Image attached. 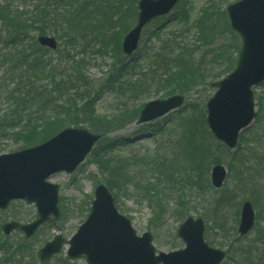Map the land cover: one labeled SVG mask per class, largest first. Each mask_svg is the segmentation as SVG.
Masks as SVG:
<instances>
[{"label":"trees","instance_id":"obj_1","mask_svg":"<svg viewBox=\"0 0 264 264\" xmlns=\"http://www.w3.org/2000/svg\"><path fill=\"white\" fill-rule=\"evenodd\" d=\"M137 2L138 0H128V8L125 11L128 18H133V13H137ZM111 6L112 9L106 14L105 9ZM118 8V3H113V0H0V89H5L8 100L14 105V109L9 113L11 118L1 117L0 138L9 137L16 143H22L21 148H25L49 139L64 127L79 126L82 111L73 115L70 110V100L79 96H90L92 85L84 78L88 64L86 58H78L85 49L74 50L85 42L83 47L93 44L94 50H97L96 54H103L107 40L105 30L108 29L105 22L108 20L107 16L114 14ZM177 8L178 12L172 19L181 25L191 24V29L197 32L195 43L185 45L177 39H166L160 51L148 57L147 63L152 77L147 80L140 79V89H133V95L148 96L152 94L153 85L156 86L155 92L163 91L166 96L172 95L178 89L186 90L194 86L199 80V75L206 71V67H211L206 73L209 75L200 76L205 82L211 80L209 84L235 67L240 50V42H236L239 36L231 29L228 21L225 23V28L221 27L219 20L222 16L226 19L225 12L218 14V11L203 9L193 23L191 13L186 10L187 6L183 1L178 3ZM120 21L121 18L115 22V25L109 26V30L113 32L112 38H115L114 49L117 52L120 50L123 34L134 22L121 23L116 29ZM148 27L150 26L146 27V32ZM163 28L156 26L151 31L150 38L160 37ZM46 34L54 35L59 41L56 61L48 57L46 54L48 49L41 47L37 42L38 35ZM228 35L229 40L225 42ZM71 50L74 51L72 54ZM135 63L130 66L126 61L123 63L119 61V72L124 73L129 69L139 68V63ZM39 75L49 81L40 82ZM31 77L38 78V82L31 81ZM109 82L111 84L110 80ZM172 82L179 84L180 87H174V84H170ZM121 88L127 89L122 86ZM55 93L57 95H54ZM259 102L258 100V104ZM141 108L127 109L126 113L108 118V122L117 124L119 121L138 120ZM104 120L94 117L86 122L94 132L103 135L92 150L90 158L104 168L103 182L113 192L115 199L117 192L133 183L153 198L157 194L159 198L155 203L162 208V193H158L155 182V180L160 181V177L168 181L171 190L176 188L178 198L182 202L192 190H198L199 194L205 196L207 188H202L206 186V174L213 164L221 161V158L215 155L216 147L208 138L205 139L206 134L212 135L205 118H203L204 126L201 125L199 132L193 127L192 116H183L181 119L183 125H180L184 128L185 134L181 142L183 149L175 157L171 150L161 159H155L153 162H150L151 157L135 155L120 161L118 156L114 155L120 140L106 137L103 131L106 124ZM158 131L164 132L162 127H159ZM250 140L248 142H260L255 136H251ZM217 143L218 147L223 146L227 152H230L221 142L217 141ZM258 159L262 160V157ZM227 164L229 175L233 172L235 176L233 189L217 199H213L210 195L211 198L208 195L204 198L205 202H209V207L214 213L216 225L221 216L220 212L229 202L232 194L238 196V192L247 193L249 190L251 194L246 199L252 200V203L254 200L257 202L264 194V191L256 189L255 185L249 188L250 183L255 182L256 175L246 166L242 155L236 154L235 159ZM166 190L163 194L168 196ZM185 208L186 211L181 214L182 218H186L190 212L189 206ZM256 225L259 223L257 222ZM218 226L219 231H226L220 241H213L207 235L206 239L213 246L222 247L229 242L226 248L227 256L222 264H227L229 261L233 264H264L259 247L260 244L264 245V232H259L261 235L248 244L245 242L247 237L238 234L236 223L230 226V232L225 229L224 223ZM24 241L28 242V240ZM0 248L4 253L11 249L5 242Z\"/></svg>","mask_w":264,"mask_h":264},{"label":"rangeland","instance_id":"obj_2","mask_svg":"<svg viewBox=\"0 0 264 264\" xmlns=\"http://www.w3.org/2000/svg\"><path fill=\"white\" fill-rule=\"evenodd\" d=\"M181 1L187 6L186 10L191 13V22L193 23L194 20L201 15L203 9L218 11V14L224 11L226 19L222 16L219 21L221 27L225 28L226 21L229 22L227 7L237 0ZM114 2L118 3L119 8L114 14L107 16L108 20L105 22V26H108V29L105 30L107 40L104 44L103 54H96L95 51L97 50H94L95 45L93 46V44L83 47L85 42L74 50L82 51L81 49H85L84 53H80L78 58H86L88 64L84 78L89 81L92 88L90 89V96H79L70 100L71 113L75 115L76 113H80L79 111H82L80 113L82 114V120H80L78 127H84L91 131L93 130L89 128L90 125L86 123L89 118L99 117L105 119L104 123L106 124L103 131L106 133V137L120 140L119 147L114 152V155L118 156L120 161L135 155L136 157H151L152 160L150 162H153L155 159H161L162 156L171 150L173 151V157H175L176 154L183 149L181 142L185 138V134L183 133L184 128L180 126L183 125V122H181L182 117L192 116V119H194L193 127L198 129L199 132H201V125L204 126L203 118L206 119L207 115L206 103L214 94L215 88L209 84L211 80L205 82L200 75H209L206 73L211 67H206V71L199 75V80L194 86H191L186 90L183 89L184 91L181 89L176 91V93L182 94L186 97L184 105L180 106L178 109L149 122V124H140L136 119L128 122L119 121L117 124L109 123L108 118H112L116 114L120 115L121 113H126L125 110L127 109L133 110L141 108L150 100L168 97L169 95H164L162 93L163 91L160 93L155 92V85H153L152 94H149L148 96H141V94L133 95L134 92L132 90L140 89V79L147 80L152 77V73L148 68V57L153 55L154 52L160 51L165 44L166 39H177L178 42H183L185 45H193L197 35L196 30L191 29L190 23H188V25H181L172 19V17L178 12L176 6L170 14L161 17L149 25L150 27H148L149 29L147 32L145 30L146 34L144 33L143 35L140 47L130 57L131 61L127 62L129 57L124 55L121 51L122 39L120 41V50L117 52L114 49L115 38H112L111 34L113 32L109 30V26L115 25V22L121 18V21L116 25V29H118V26L121 23L134 21L129 28L130 30L137 20V13H133V18H128V14L125 12L128 8V0H113V3ZM112 6L105 9L106 14L110 12ZM156 26L164 27L162 35L160 37L150 38L151 31ZM127 32H125L123 36ZM116 33L114 32V34ZM228 40L229 35L226 37L225 42ZM238 41L241 46L240 37L236 42ZM74 51L71 50L70 53L72 54ZM46 54L48 57L55 59V61L58 58L57 51H51L49 49ZM197 54L198 53H196V55ZM119 61L122 63L126 61L130 66H133L132 64L138 61L139 64H135H138L140 67L135 70L129 69L124 73H120ZM149 64L151 65L150 62ZM196 68L198 67L196 66ZM191 73H193V71ZM24 80L27 79L24 78ZM39 80L40 82L43 80L44 82L49 81V79L47 80L41 75H39ZM109 80L111 81V84ZM31 81L38 82V78L31 77ZM170 84H174V87H180L179 84L175 82ZM121 86L127 89L124 90ZM254 89L257 116L251 125L240 135L237 148L234 150L229 149L230 152H227L223 146H217L219 145L217 143L218 140L209 133L205 135V139L208 138L214 147H216L215 155L221 158L219 163H222L227 167L228 175L230 170L227 162L231 160L233 161L236 154L240 156L242 155L243 159L246 161V166L251 169L252 174L256 175L255 182H251L249 188L255 185L257 186L256 189L264 191V82L260 83ZM54 95L57 94L55 93ZM7 97L5 89L1 88L0 120H2L1 117L11 118V114L9 113L14 109L13 103L9 101ZM258 100L260 101V104H258ZM159 127L163 128V133H159ZM145 134L147 137L142 136ZM140 136L143 138L135 139ZM251 136L258 137L260 142H248L251 141ZM126 141L128 143H125ZM21 146L22 143H16L9 137L0 138V153L17 151L21 149ZM248 151L252 154L250 155ZM258 157H262V160H259ZM222 158L224 159L223 162ZM211 167L206 174V186L202 188H207L205 196L199 194L200 192H198V190H192L193 192L189 191L187 196L184 197V202H182L178 198L176 188L174 187L171 190V188L168 187V181L163 177H160V181L155 180V182L157 184L156 187H158L159 190L158 193H162V208L158 207L155 203L159 198L157 194H155V197L153 198L149 194H145L140 186L137 187L133 183L128 187L125 186V188L117 192V205L120 211L131 220L138 235H142L145 232H150L153 235V244L157 251L170 252L184 246V243L177 235V229L185 218H182L181 214L186 211V206L190 207L188 215L202 217L204 219L206 224L205 236L207 235V237L211 238L213 241H220L226 231H219L217 229V227H219L218 225L224 223L226 226L225 229L229 232V228L233 223H236V227L238 228L242 202L247 200L246 198L250 196L251 193L248 190L247 193L238 192V196L232 194L229 202L225 204L224 209L220 212L222 217L218 215L220 217L217 220L218 225H216L214 213L209 207V202H205L204 198L207 195H210L213 199H217L222 194L233 189V177L235 176L232 172L221 188H215L211 184ZM104 171L105 170L101 165L88 156L73 173L67 174L65 172H59L53 175L50 178V181L58 184L60 187V216L52 223L43 225L36 235L28 240V242H25V238L18 232L5 236L1 230V225L10 220H20L23 222L34 220L37 214L35 206L33 204H28L25 201L17 200L13 201L6 209L0 210V245L5 242L6 246H10L11 248L9 252L6 253L0 248V263L24 264L26 261H35L37 260L38 250L48 240L53 239L56 234H61L63 236L64 246L62 251L52 258L51 264H89L85 256L77 258H71L68 256V240L76 233L79 226L87 218L91 202L94 198V190L98 184L104 183ZM167 187L168 190H166ZM165 190L166 193L168 192V196L163 194V191ZM253 203L259 225H255L254 230L246 236L247 239L245 242L248 244L261 235L259 232H264V194L261 199H258L257 202L254 200ZM224 241L225 239L223 240V243ZM228 244L229 242L227 244L225 243L222 247L217 245L216 247L226 250ZM259 247H261L260 254H262L264 260V245L261 246L260 244ZM227 264L233 263L229 261Z\"/></svg>","mask_w":264,"mask_h":264},{"label":"water","instance_id":"obj_3","mask_svg":"<svg viewBox=\"0 0 264 264\" xmlns=\"http://www.w3.org/2000/svg\"><path fill=\"white\" fill-rule=\"evenodd\" d=\"M180 0H139L135 26L124 36L122 51L131 55L139 46L144 27L157 17L171 12ZM231 27L242 40L236 67L222 79L213 82L215 93L207 101V123L214 136L231 149L237 147L240 133L256 117L254 88L264 81V0H239L227 7ZM41 46L57 49L56 37H38ZM183 95L147 102L140 112L139 122L159 118L184 103ZM102 135L84 127H65L50 139L15 152L0 153V209L13 200L34 204L37 218L31 223L6 222V235L18 230L32 237L44 223L58 218L59 185L50 178L59 173L74 172L90 154ZM227 178V169L216 164L211 169V181L220 188ZM253 204H242L238 232L247 235L254 227ZM205 222L189 216L179 226L178 236L186 246L170 252L159 251L153 245V235L136 233L131 221L122 215L114 197L104 184L94 192L87 219L69 240L70 257L85 255L89 264H221L226 251L212 247L204 237ZM62 236L57 234L38 252L39 263L50 264L51 257L61 251Z\"/></svg>","mask_w":264,"mask_h":264}]
</instances>
